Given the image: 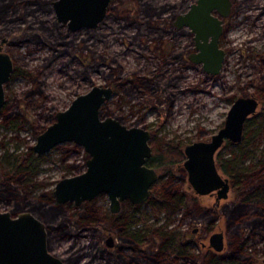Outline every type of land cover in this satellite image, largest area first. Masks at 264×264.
<instances>
[{"label":"rangeland","instance_id":"374dc122","mask_svg":"<svg viewBox=\"0 0 264 264\" xmlns=\"http://www.w3.org/2000/svg\"><path fill=\"white\" fill-rule=\"evenodd\" d=\"M53 1L50 10L40 8L35 18L38 24L42 21L47 27L42 33L47 40L40 42L32 38L24 42L22 39L29 37L26 25L17 24L9 29L14 27L13 23L8 27L0 23V33L4 31L0 45L12 56L18 69L5 86L7 103L0 112L3 173L14 163L17 154L36 144L39 134L55 122L58 111L67 109L74 98L94 85L114 87L113 96L102 107L103 117L112 116L128 126L148 128L153 134L151 146L166 148L167 142L174 141L183 153L187 144L210 140L223 127L232 103L239 97H256L259 106L252 119L257 116L264 119V0H233L234 6L230 16L225 18V31L220 40L226 56L217 75L207 73L203 63L189 58L191 53L197 52L190 28L172 26L174 17L187 11L196 0H112L108 16L96 30L82 28L77 31L57 21ZM141 3L149 4V10L157 13L153 17L142 15ZM246 36L251 39L246 40ZM3 39L7 41L1 44ZM118 66L124 79L109 83L106 73ZM245 133L248 135L241 141L242 160L237 167L250 166L264 159V121L261 124L249 122ZM74 146V143L60 144L38 161L37 170L26 185L28 192L33 189L28 195L30 201L36 202L44 192H53L58 180L86 169L87 153L83 147ZM240 152L237 145H228L226 141L217 156L234 159ZM70 164L78 166L77 169H70ZM177 182L196 195L188 180ZM196 197L202 205L219 214L227 202L222 200L221 205L215 207L214 195ZM234 197L232 188L228 201ZM97 206L110 210L109 196L99 195ZM13 210V203L0 200V211L12 213ZM27 210L30 211H24ZM168 214L167 210L143 206L137 216L141 221L132 231L172 228V232L197 243L188 252L204 255L209 250L215 251L209 246L210 236L222 231L226 249L227 234L222 215L213 233L203 238L201 228L186 217L184 211L170 217ZM250 215L262 224L249 240L245 256L254 264H264V201L254 200ZM89 234L90 231H84L77 239H61L53 232L49 236L51 252L67 260V264H71L69 258L72 264H101L105 259L94 258L88 253L89 250L99 251L90 246ZM96 240L99 241L100 236H96ZM125 253L136 256L135 264H150L151 260L143 259L140 252L126 250ZM79 255L81 257L76 259Z\"/></svg>","mask_w":264,"mask_h":264},{"label":"water","instance_id":"95a60500","mask_svg":"<svg viewBox=\"0 0 264 264\" xmlns=\"http://www.w3.org/2000/svg\"><path fill=\"white\" fill-rule=\"evenodd\" d=\"M112 0H54L57 21L69 30H96L108 16ZM234 6L233 0H196L179 13L174 27L190 28L194 33L197 52L189 58L203 63L207 73L221 72L226 51L220 40L225 31V18ZM7 39H3L5 43ZM15 74L12 56L0 45V112L6 106V84ZM114 94L113 85H94L78 95L70 106L56 114V120L37 137L33 150L38 155L50 152L63 143H74L87 153L86 169L56 182L53 195L57 203L89 202L105 193L112 212H118L121 202L142 204L148 200L151 188L159 180L157 169L149 166L152 133L141 126H128L112 116L103 117L102 107ZM254 96L234 100L223 127L210 140L195 141L184 148L183 168L198 195L216 193L217 201L228 199L232 188L230 178L220 170L217 153L226 141H242L247 120L258 109ZM3 171L0 165V186ZM109 239L112 240V237ZM210 246L217 252L225 248V234L214 232ZM0 264H65L49 249L46 224L31 211L13 216L0 211Z\"/></svg>","mask_w":264,"mask_h":264},{"label":"trees","instance_id":"16d2710c","mask_svg":"<svg viewBox=\"0 0 264 264\" xmlns=\"http://www.w3.org/2000/svg\"><path fill=\"white\" fill-rule=\"evenodd\" d=\"M140 7L141 11L148 17H153L156 12L149 10L150 5L146 3H141ZM40 8L50 10L51 0H0V23L5 24L6 27L13 23L14 27L10 26L9 29H13L18 25H26L29 37L23 38L22 41L28 42L32 38H36L35 40L42 42V40H47L42 34L47 27L44 26L42 21L39 24L35 21ZM3 32H1L2 35ZM1 33L0 37H2ZM17 71L18 69L15 68V73ZM121 72L120 66L112 67L105 77L109 83L115 84L118 79H124ZM9 116L7 114L6 118ZM263 121V116H259L254 120L248 119L247 124L249 122L261 124ZM247 135L244 132L243 139ZM167 143L166 148L152 145L153 153L147 162L158 169L160 180L153 186L151 195L145 204L153 209L167 210L169 217L184 209L185 215L201 228L203 238H207L213 233L217 222L223 216L227 234V247L222 253L212 252L211 250L205 255L187 252L186 245L190 238L185 235L179 236V234L172 231L164 232L161 227L156 230L149 229L143 235L136 233L123 236L125 230L139 223L140 220L136 214L140 213V205L127 203L128 206L124 211H133L124 214L123 218L119 215L120 219L118 215H112L108 210L105 213L100 212L93 202H88L82 209L75 208L71 203H57L52 191L42 193L36 202L30 201L28 195L32 193L33 189L28 192L26 185L35 174L38 161L44 156L36 154L33 147L28 151L17 154L14 157V163L8 167L6 173H3L0 200L7 204L13 203L14 210L12 213L15 215L26 209L37 213L39 218L46 223L49 236L56 232L61 239H77L81 237L84 231H90V246L98 248L101 255L105 253L106 247L101 239L96 241V236L103 238L107 231H114L117 234V246L120 245L125 249L142 250L143 257L154 263L160 264L164 260L163 255L165 252L172 250L173 244L176 243V250H179L176 259L183 258V264H224L228 261L234 264H240L241 262L254 264V261L245 254L249 240L255 236L257 228L262 224L258 218H252L250 209L254 200L264 201V159L250 166L237 167L242 160V143L234 144L227 141L228 145H237L241 152L235 155L234 159L224 157L221 154L217 156L219 167L230 178L235 192L234 199L225 202L219 214L211 208L200 205L188 191L183 189L181 184L176 182V180L183 181L186 179V171L182 167L185 155L181 150L182 148L177 147L178 144L175 145L174 141ZM69 167L70 169H77L78 166L70 164ZM99 242L101 246L98 247ZM49 249L53 250L50 241ZM165 249L167 250L162 255ZM88 253L92 257L97 256V251L94 253L89 250ZM202 255L204 256L202 257ZM118 256L123 257L122 263L115 262L114 264H130L133 259V257L124 254ZM68 262L73 263L70 258Z\"/></svg>","mask_w":264,"mask_h":264},{"label":"flooded vegetation","instance_id":"af4514ba","mask_svg":"<svg viewBox=\"0 0 264 264\" xmlns=\"http://www.w3.org/2000/svg\"><path fill=\"white\" fill-rule=\"evenodd\" d=\"M140 9H141V7H140ZM142 10V9H141ZM166 10V8L165 9H163V11H165ZM141 13H142V15H145L144 14V12L143 11H141ZM178 15V14H177ZM176 15V16H177ZM176 16L174 17V19L172 20V26L174 27V25H173V21L175 20V18H176ZM259 101V100H258ZM257 113V112H256ZM254 116H256V115H254ZM253 116V117H254ZM257 117H259V116H257ZM257 117L255 118V119H257ZM252 119V118H251ZM246 125H247V123H246ZM146 129H148V128H146ZM245 129H246V126H245ZM150 130V129H149ZM151 131V130H150ZM245 132V131H244ZM152 133V132H151ZM152 139H153V134H152ZM152 142V141H151ZM152 153H153V151H152ZM152 156V155H151ZM148 161V160H147ZM148 163V162H147ZM149 165V164H148ZM149 166H151V165H149ZM152 167H154L155 169H157L155 166H152ZM182 167H183V165H182ZM185 170V169H184ZM157 171H158V169H157ZM186 171V170H185ZM158 174H159V177H160V172L158 171ZM159 180H160V178H159ZM159 180H158V182H159ZM185 180H188V178H187V172H186V179ZM185 180H183L182 182H184ZM178 181V180H177ZM176 181V182H177ZM178 183V182H177ZM155 185V184H154ZM153 185V186H154ZM182 185V184H181ZM191 185V184H190ZM232 185V184H231ZM183 186V185H182ZM192 187V186H191ZM153 188V187H152ZM152 188H151V190H152ZM193 188V187H192ZM183 189H185L186 191H188L189 193H190V195L194 198V199H196L198 202H199V200H198V198L196 197V195H198V194H196V195H194L188 188H186L185 186H183ZM232 189V188H231ZM151 195V194H150ZM211 195H214L215 197H216V193H213V194H211ZM202 196V195H201ZM149 199V198H148ZM229 199V198H228ZM228 199H222V200H225V201H228ZM222 200H220V201H217V199H216V203L214 204V206L215 207H217V206H219V205H221V203H222ZM89 202H93L94 203V205L97 207V208H99V210H100V212H102V213H105L107 210L105 209V210H101V208L99 207V206H97V198H95L94 200H92V201H89ZM70 203V202H69ZM88 202H84V203H82L81 205H79V206H76L74 203H71L75 208H78V209H82L83 208V206H85L86 204H87ZM127 203H130L131 205H140L141 207H143V206H147L146 204H145V202L144 203H142V204H133L131 201H129V200H125V201H122L121 202V207H120V210L118 211V212H112L111 211V208H110V210H108L109 211V213L110 214H112V215H121L122 216V218H123V216H124V214H127V213H130V212H132L133 210H125L124 211V209H126V207L128 206L127 205ZM200 203V202H199ZM200 205H202L201 203H200ZM202 206H204V207H206L205 205H202ZM149 207V206H148ZM140 211H141V208H140ZM180 211H184V215H185V210L184 209H181ZM180 211H178V212H180ZM178 212H176V213H178ZM19 214V213H18ZM18 214H13L12 213V215L13 216H17ZM140 214V213H139ZM139 214H136V216H140ZM175 214V213H174ZM186 216V215H185ZM186 217H188V216H186ZM119 218L121 219V217L119 216ZM139 220H140V218H139ZM141 221V220H140ZM140 223V222H139ZM139 223H137L136 225H138ZM168 223V222H167ZM135 225V226H136ZM47 226V225H46ZM135 226H132V227H130L129 229H127V230H125L124 232H123V236H129V235H132V234H136V233H139V234H141V235H143V234H145V232L146 231H144V230H142V229H140V228H138V229H136L135 231H132V229H133V227H135ZM143 229H146V228H143ZM48 230V229H47ZM162 230L164 231V232H168V231H172L173 229L171 228V229H164V228H162ZM196 231V229L193 231V232H195ZM173 232H175V231H173ZM106 233H108L107 234V236H106V238L105 237H103V238H101L100 237V239L102 240V241H104V244H105V247H106V250H105V253L103 254V255H101V252H100V250L97 252V256H95L94 258H97V257H99V258H102V259H105V262H103V263H101V264H114L115 262H117V263H122V260H123V257L122 256H118L119 254H124V255H126V256H128V257H133V259H132V261H131V263L130 264H135L136 263V261H137V258H136V256H134V255H128V254H126L125 253V251L126 250H133V251H137V252H140L141 254H140V256H142V258L143 259H145L146 260V258L145 257H143V255H142V250H135V249H129V248H127V249H125V247H122V246H117V234L114 232V231H107ZM115 234V236H114V234ZM176 233V232H175ZM48 234H49V232H48ZM104 236H105V234H104ZM110 237H112V240L111 239H109ZM50 241V240H49ZM96 241H98V240H96ZM100 241V240H99ZM99 244H101V243H99ZM99 244H98V246H99ZM175 244L176 243H174L173 245V247H172V250H169V251H166L167 249H165L164 251H163V253H162V255L164 254V252H165V254L163 255L164 256V260H160L161 261V263L160 264H183V258H179V260H180V262H177V259H176V256H177V254L179 253V250L177 251L176 250V247H175ZM195 244H197L194 240H192V239H190V241L188 242V244L186 245V250H187V252L189 251V250H192V248H193V246L195 245ZM101 246V245H100ZM205 246V244L203 243L202 244V247H204ZM209 246H210V244H209ZM211 247V246H210ZM215 252H217V251H215ZM191 253H194V252H191ZM171 255H173V257H172V259H168L169 258V256H171ZM80 257H81V255H79ZM116 256V257H115ZM118 256V257H117ZM79 257V258H80ZM71 259V258H70ZM76 259H78V256L76 257ZM72 260V259H71ZM166 260H168V261H166ZM174 261V262H173ZM65 262V264H67V262H66V260L64 261ZM150 264H159V263H154L153 261H150L149 262ZM187 264H190V263H187Z\"/></svg>","mask_w":264,"mask_h":264},{"label":"bare ground","instance_id":"6f19581e","mask_svg":"<svg viewBox=\"0 0 264 264\" xmlns=\"http://www.w3.org/2000/svg\"><path fill=\"white\" fill-rule=\"evenodd\" d=\"M245 39L246 40H249V39H251V37L250 36H246Z\"/></svg>","mask_w":264,"mask_h":264}]
</instances>
